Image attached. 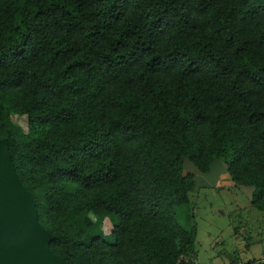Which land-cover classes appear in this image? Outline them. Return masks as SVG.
Instances as JSON below:
<instances>
[{"label": "trees", "instance_id": "1", "mask_svg": "<svg viewBox=\"0 0 264 264\" xmlns=\"http://www.w3.org/2000/svg\"><path fill=\"white\" fill-rule=\"evenodd\" d=\"M1 138L69 264H193L187 163L264 212V0H0Z\"/></svg>", "mask_w": 264, "mask_h": 264}, {"label": "rangeland", "instance_id": "2", "mask_svg": "<svg viewBox=\"0 0 264 264\" xmlns=\"http://www.w3.org/2000/svg\"><path fill=\"white\" fill-rule=\"evenodd\" d=\"M13 122L28 130L25 116H14ZM198 173V185L190 194V204L177 209L180 223L185 228L196 225V257L193 264H246L249 259L264 254V212L252 205L253 188L230 187L224 182L227 167L216 160L208 173L200 172L187 163L186 173ZM220 184L216 186L218 179ZM97 220L94 214H90ZM112 222H103L105 234L112 232ZM262 260L256 261L264 264ZM255 262V261H254Z\"/></svg>", "mask_w": 264, "mask_h": 264}, {"label": "water", "instance_id": "3", "mask_svg": "<svg viewBox=\"0 0 264 264\" xmlns=\"http://www.w3.org/2000/svg\"><path fill=\"white\" fill-rule=\"evenodd\" d=\"M53 234L20 179L9 141L0 139V264H69L51 249Z\"/></svg>", "mask_w": 264, "mask_h": 264}, {"label": "crops", "instance_id": "4", "mask_svg": "<svg viewBox=\"0 0 264 264\" xmlns=\"http://www.w3.org/2000/svg\"><path fill=\"white\" fill-rule=\"evenodd\" d=\"M191 172L195 174V181H196V186H197V185H198V181H197L198 173L195 172V171H191ZM227 175H228V173H227ZM223 178L225 179L224 182H225L227 185H229L230 187H235V186H236V184L233 182V180L231 179L230 176H229V177H226V175H224ZM219 184H220V178L218 179V181H217V183H216V186H218ZM263 256H264V254H263ZM263 256H261V257H259V258L253 257V258L249 259V261H252V263H250V264H258V263H256V261L262 260L261 258H262ZM254 261H255V262H254Z\"/></svg>", "mask_w": 264, "mask_h": 264}]
</instances>
